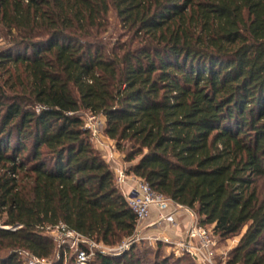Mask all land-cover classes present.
<instances>
[{
	"label": "trees",
	"instance_id": "1",
	"mask_svg": "<svg viewBox=\"0 0 264 264\" xmlns=\"http://www.w3.org/2000/svg\"><path fill=\"white\" fill-rule=\"evenodd\" d=\"M0 36V264L49 260L60 224L105 245L134 234L81 111L104 117L127 174L237 236L225 264H264V0H0Z\"/></svg>",
	"mask_w": 264,
	"mask_h": 264
},
{
	"label": "built area",
	"instance_id": "2",
	"mask_svg": "<svg viewBox=\"0 0 264 264\" xmlns=\"http://www.w3.org/2000/svg\"><path fill=\"white\" fill-rule=\"evenodd\" d=\"M97 117H101L98 125L96 124L97 121L95 123ZM89 122H93V125L91 126V123L84 122V127L89 130L91 135L90 140L94 143V141L97 140L96 131L99 130L100 125L102 129L104 128L105 119L101 115L94 116L90 114ZM109 157H111V155H109ZM103 158H105V156ZM106 162L109 164L108 160H106ZM110 168L114 173L115 185L126 197L127 204L136 218V235L133 234L130 237L124 238L121 246L116 250H124L140 239H143V236L139 235L140 232L138 229H141L149 219L152 208H155L158 212L155 220L151 223L152 226H158L161 223L174 224L177 211L184 209L189 216V223L184 230L183 238L175 241L169 237H155L154 240L164 242L174 253L181 252L189 254L199 264H218L214 252L215 240L212 230L200 224L198 216L194 211L154 191L144 180L134 175L127 174L124 167L120 164H115L112 167L110 166ZM127 183H130L129 190L125 192L124 186L128 185ZM0 228H9L3 226L2 219H0ZM144 228H146V224ZM54 229H56L66 244L71 243V246H76L75 263L87 264L92 255V243H89L90 241L80 234L68 230L62 224L56 226ZM100 246L102 247L101 253L103 255L113 256L112 252L116 251L115 249H108V247L104 245ZM18 254L25 264H47L46 259L37 258L26 251H20Z\"/></svg>",
	"mask_w": 264,
	"mask_h": 264
},
{
	"label": "rangeland",
	"instance_id": "3",
	"mask_svg": "<svg viewBox=\"0 0 264 264\" xmlns=\"http://www.w3.org/2000/svg\"><path fill=\"white\" fill-rule=\"evenodd\" d=\"M107 18L109 20L110 27L106 35L111 34L112 36L117 37L119 34H121V30L120 27L118 26V20L116 19V16L112 10L108 12ZM4 43L5 41L3 37L0 36V47L3 46ZM80 113L82 115L83 121L87 123H91L92 126L94 120L93 122H89L90 113L86 111H81ZM96 119L97 120H95V123L97 121L96 124L98 125L101 117L100 118L97 117ZM103 129L100 125L99 130L96 131L97 140L94 141L95 144L93 143V146L95 147V149L99 151V153L103 157L105 156L104 159L109 161V165L111 167L114 166L115 162H118L126 170L129 164L123 161V154L116 150L114 146V142L110 141L104 136ZM109 155H111V157H109ZM260 184L261 182L259 183V185ZM144 225L141 229H138L140 232L139 235H142L143 239H140L138 242L132 244L131 246H129L124 250H120V249L116 250L121 246L123 239L119 243L113 245H105L101 242H96L92 239H88V241H90L89 243H92V247H91L92 255L90 256L87 264H97L96 257L98 254H102L101 253L102 247L100 245H104L108 247V249H115L116 251L112 252L113 256L122 255L124 253H131L132 251L133 253H138L140 256L144 257V261L151 264L156 260L162 259L163 257L173 256L174 258H177V257H182L185 254L181 252L174 253L173 250H171V248L168 247V245L165 244L164 242L154 240L155 237H166L164 236V234H166L167 232L164 226L158 227V229L156 230H152L149 231L148 233H145L147 229L144 228ZM208 228L211 229L210 227ZM46 234L53 238L56 246L53 255L49 258V260L46 261L47 262L50 261L51 263H53L61 259L62 264H76L75 263L76 246H71L72 245L71 243L66 244L63 241L62 237H60L56 229H52L51 231L46 232ZM134 234L136 235V232H134ZM213 236L215 240L214 252H215L216 260L218 264H225L228 252L236 245L238 238L237 236H233L228 239H220L215 234H213Z\"/></svg>",
	"mask_w": 264,
	"mask_h": 264
},
{
	"label": "crops",
	"instance_id": "4",
	"mask_svg": "<svg viewBox=\"0 0 264 264\" xmlns=\"http://www.w3.org/2000/svg\"><path fill=\"white\" fill-rule=\"evenodd\" d=\"M119 165L118 162H115L114 165ZM124 186V191L127 192L129 190V184ZM157 210L155 208L151 209V214L149 219L146 221V229L147 231L145 233H148L149 231L156 230L158 227L164 226L166 228V234L164 236L169 237L173 240H180L183 238L184 230L188 226L189 223V216L187 215L186 211L184 209H180L177 211L175 216V223L170 225L166 223H161L158 226H152L151 223L153 220H155L157 216Z\"/></svg>",
	"mask_w": 264,
	"mask_h": 264
}]
</instances>
